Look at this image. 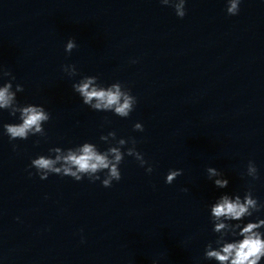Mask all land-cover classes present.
Returning a JSON list of instances; mask_svg holds the SVG:
<instances>
[{"label": "water", "instance_id": "obj_1", "mask_svg": "<svg viewBox=\"0 0 264 264\" xmlns=\"http://www.w3.org/2000/svg\"><path fill=\"white\" fill-rule=\"evenodd\" d=\"M0 264H264V0H0Z\"/></svg>", "mask_w": 264, "mask_h": 264}]
</instances>
